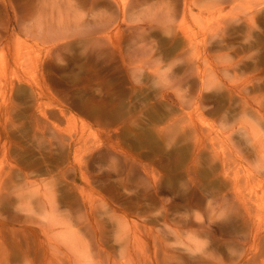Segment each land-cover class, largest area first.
<instances>
[{
  "label": "rangeland",
  "instance_id": "1",
  "mask_svg": "<svg viewBox=\"0 0 264 264\" xmlns=\"http://www.w3.org/2000/svg\"><path fill=\"white\" fill-rule=\"evenodd\" d=\"M0 264H264V0H0Z\"/></svg>",
  "mask_w": 264,
  "mask_h": 264
}]
</instances>
